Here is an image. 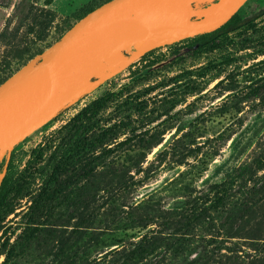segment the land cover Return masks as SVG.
<instances>
[{"label":"rangeland","instance_id":"obj_1","mask_svg":"<svg viewBox=\"0 0 264 264\" xmlns=\"http://www.w3.org/2000/svg\"><path fill=\"white\" fill-rule=\"evenodd\" d=\"M90 1L51 0L47 5L46 0H0V79L20 67L18 54L23 50L55 44L59 30L67 22L74 23L76 12ZM263 8L264 0H250L238 14L245 18ZM20 9L21 25L10 34L5 32ZM48 10L55 12L56 19L53 24L48 19L41 24L39 18ZM169 48L143 57L77 100L12 152L9 166L13 160V168L10 171L8 166L6 176L21 173L39 145L59 142L62 128L92 101L128 86H134L132 93L152 89L138 99L144 108L141 114L135 109L110 108L103 115L94 135L107 129L114 135L94 153L105 163L81 191L76 207L71 205L74 195L48 219L43 205L35 219L29 217L40 180L32 182L29 196L15 200L13 213L0 230V264L7 254L6 264H119L135 257L140 243L154 239L159 246L156 252L131 264H150L166 248L159 264H187L197 248L203 247L206 250L200 251L210 264H245L254 259V250L262 243L258 239L264 238V201L233 238L220 229L221 219L213 213L219 234L211 224L180 231L174 227L184 223L194 203L202 202L200 198L223 183L224 176L214 172L231 154V143L238 135L247 130L252 137L254 129L259 132L237 167L264 155V55H260L264 46L259 43L239 52L229 67H207L212 55L191 59L186 56L190 52L187 44L178 55ZM183 56L182 62L168 68ZM157 58L161 61L150 66ZM260 178L264 170L255 179ZM240 200L237 193L226 208L235 212ZM135 215L141 220L134 221ZM31 228H38L39 233L32 239L28 238ZM222 245L226 249L216 254L214 248Z\"/></svg>","mask_w":264,"mask_h":264},{"label":"trees","instance_id":"obj_2","mask_svg":"<svg viewBox=\"0 0 264 264\" xmlns=\"http://www.w3.org/2000/svg\"><path fill=\"white\" fill-rule=\"evenodd\" d=\"M50 1L46 0L47 5L51 4ZM109 1L111 0H92L80 8L74 15V23L67 22L65 29L59 30L55 43L79 20ZM18 11L21 13L9 21L5 32L12 33L22 23L20 16L23 14V9ZM39 19L41 24L48 19L50 25L54 23L56 14L52 10H48ZM243 19L237 14L219 31L182 42L169 49L173 51L174 55H178L179 49L187 44L190 52L186 56L191 59L212 55L207 67H215L217 64L229 67L236 63L237 59L235 56L239 52L249 50L259 43L264 46V15L259 16L245 26L230 30ZM224 30L229 31L218 35ZM52 45L34 50L27 48L19 53L18 63L21 64L20 67L6 77L1 78L0 85L18 72L31 59L43 53ZM260 53V55H264V50H261ZM146 59L148 57L143 60ZM183 60L184 56L177 58L168 68H172L173 65ZM159 61H161L160 58L152 60L150 66ZM133 89L134 86H128L118 93H107L92 101L62 128L63 136L59 142L49 140L44 145H39L33 151L28 166L21 173L10 172L5 177L0 188V230L6 217L13 213L17 205L15 200L29 196L31 194V184L37 180L41 181V187L39 192L31 199L32 206L28 213L29 217L35 219L34 215L39 211V207L43 205L47 207L45 219H48L74 195L76 196L71 199V205L76 207V203L82 194L81 191H84L86 185L96 176L98 169L105 163L101 156H95L94 153L102 148L105 145V141L114 135L111 129L102 130L98 136L94 135L93 132L99 127L103 115L110 108L118 109L121 112L135 109L141 114L144 108L142 102H139L138 99L140 95L152 91V89H146L144 93L142 91L140 93H132ZM126 93L128 95L125 97ZM246 132L247 130L232 141L231 154L215 169L214 174L216 176H224L223 183L215 185L209 195L200 198L202 202L194 203L192 210L184 218V223L175 224V230L180 231L182 228H193L195 225L211 224L212 229L219 234L218 228L213 225L215 219L212 217V213L220 217V229L228 235V238H233L236 233L242 232L244 227L247 226L249 223L248 218L254 214V210L258 207L257 205L264 201V178L255 179L257 173L264 170V155L259 154L250 163L237 167L238 163L252 147L259 133L254 129L252 137H248ZM124 144L122 143L120 146ZM12 168L13 160L9 170L12 171ZM235 184L237 185L236 187ZM249 186H252V188L248 189L247 187ZM237 193L241 197L240 205L233 212L228 210L226 206L232 202ZM83 201L85 205L87 199ZM132 219L134 221L141 220V217L135 215ZM261 224L263 225L264 223ZM31 231L28 236L30 239L39 234L38 228H31ZM258 240L262 241V243L261 246L256 247L254 250V259L245 264H264V238H259ZM212 241L214 243V240H209V244ZM139 245L135 251V257L124 259L119 264H131L132 262L137 263L145 260L159 248L155 239L151 243H140ZM200 249L206 250L205 247L197 248L192 255L191 261L187 264H210L211 260ZM224 249H226L224 245L216 246L213 251L216 254H221ZM167 251L168 248L153 257L150 264H159ZM231 251L238 253L236 249H231ZM8 259L9 254H7L4 264L8 262ZM221 264L243 263L230 261Z\"/></svg>","mask_w":264,"mask_h":264},{"label":"water","instance_id":"obj_3","mask_svg":"<svg viewBox=\"0 0 264 264\" xmlns=\"http://www.w3.org/2000/svg\"><path fill=\"white\" fill-rule=\"evenodd\" d=\"M249 1L111 0L79 20L0 85V188L12 152L74 102L155 51L219 31ZM262 15L264 8L230 30Z\"/></svg>","mask_w":264,"mask_h":264},{"label":"bare ground","instance_id":"obj_4","mask_svg":"<svg viewBox=\"0 0 264 264\" xmlns=\"http://www.w3.org/2000/svg\"><path fill=\"white\" fill-rule=\"evenodd\" d=\"M172 21L177 23V24H180V19L178 16H175L172 18ZM148 39H146L145 41H139L137 44H135L132 48H130L128 51H127V54L128 55H131V54H135L136 51H137V48L143 44L144 42H146Z\"/></svg>","mask_w":264,"mask_h":264}]
</instances>
